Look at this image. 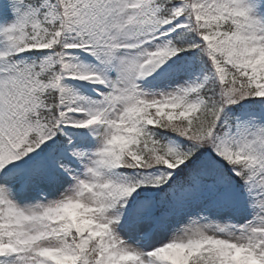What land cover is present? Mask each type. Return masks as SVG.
Segmentation results:
<instances>
[{"label": "snow or ice", "instance_id": "6c2138e0", "mask_svg": "<svg viewBox=\"0 0 264 264\" xmlns=\"http://www.w3.org/2000/svg\"><path fill=\"white\" fill-rule=\"evenodd\" d=\"M0 264H264V0H0Z\"/></svg>", "mask_w": 264, "mask_h": 264}]
</instances>
